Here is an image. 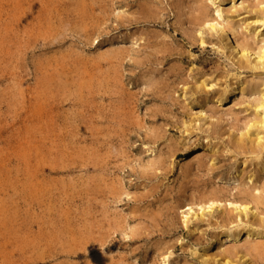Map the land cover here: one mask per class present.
I'll return each instance as SVG.
<instances>
[{"label": "rangeland", "instance_id": "rangeland-1", "mask_svg": "<svg viewBox=\"0 0 264 264\" xmlns=\"http://www.w3.org/2000/svg\"><path fill=\"white\" fill-rule=\"evenodd\" d=\"M260 1L0 0V264H264Z\"/></svg>", "mask_w": 264, "mask_h": 264}, {"label": "bare ground", "instance_id": "bare-ground-1", "mask_svg": "<svg viewBox=\"0 0 264 264\" xmlns=\"http://www.w3.org/2000/svg\"><path fill=\"white\" fill-rule=\"evenodd\" d=\"M211 1L215 2V0H211ZM231 1H233L234 7H236L235 6L236 0H231ZM152 11L153 10H149L147 12L148 17L154 18L155 13H153ZM255 11L257 15L253 20V24L247 23L244 29L247 32H250V35L254 37V39L257 41L256 45H253L248 40H241L236 37L237 45L235 46L231 45L230 48H232L233 52L236 53L240 67L250 69L255 76L253 77L252 82L250 84L248 82H246L245 84L244 81H240V83H241L242 94L244 95L245 91H250V94L251 96H253L254 99L253 119L249 124V130L250 128H252V130L250 131L251 133L249 139L252 142L253 150L257 153L259 168L261 171H264V0L260 1ZM216 13L220 18L224 19L226 25L228 26L230 25L229 15L223 16L220 9H218ZM213 21L214 19L204 20V22H206L208 25L214 28L215 25L213 24ZM233 33L235 34L234 30ZM204 86L213 87L214 85L213 83L208 82L207 84L205 83ZM227 97L228 95L225 94V96L222 99L219 97L217 100L220 101V104H222L224 99H226ZM200 110H201V117L198 116V120H201L206 116L204 114L205 109L202 108ZM240 142L242 141L240 140ZM248 179L249 181H252L251 176H249ZM207 201L209 202V207L214 208L213 204L215 203V201L217 202L219 200L216 197L210 196L209 198H207ZM240 207H243V209H240L241 214L247 217L249 215H252L255 218L259 217V212L257 211L258 204L256 206V209H253V207H250L249 204L247 203L246 204L240 203ZM204 213L205 212L203 211L202 215ZM226 236L227 239L230 241L243 239L244 236H246L247 238H252V240L249 241V245H250L248 247L249 251L247 252V254H245V256H247L249 252H252L253 250L259 249L260 247L264 246V229L258 230L249 227L236 232L229 231ZM232 253L224 254L223 259L225 264H233L234 261L228 257L229 255L235 256L236 253L235 254Z\"/></svg>", "mask_w": 264, "mask_h": 264}]
</instances>
